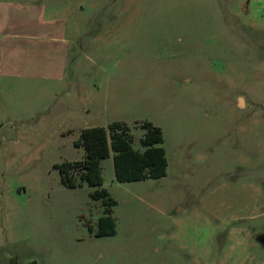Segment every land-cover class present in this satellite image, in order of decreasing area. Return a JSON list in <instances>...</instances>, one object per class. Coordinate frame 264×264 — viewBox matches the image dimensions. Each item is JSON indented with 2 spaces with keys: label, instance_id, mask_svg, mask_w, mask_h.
<instances>
[{
  "label": "rangeland",
  "instance_id": "obj_1",
  "mask_svg": "<svg viewBox=\"0 0 264 264\" xmlns=\"http://www.w3.org/2000/svg\"><path fill=\"white\" fill-rule=\"evenodd\" d=\"M18 1L20 67L0 73V264H264V0ZM94 93L106 109L81 100ZM106 117L139 150L142 123L159 126L168 168L120 182L103 159L116 232L98 236L103 200L56 165L83 159L84 123Z\"/></svg>",
  "mask_w": 264,
  "mask_h": 264
},
{
  "label": "trees",
  "instance_id": "obj_2",
  "mask_svg": "<svg viewBox=\"0 0 264 264\" xmlns=\"http://www.w3.org/2000/svg\"><path fill=\"white\" fill-rule=\"evenodd\" d=\"M142 126L144 134L141 137V150L133 147L134 136L129 125L124 122L114 121L107 127L84 128L75 143L84 148V158L56 165L66 187L87 184L93 188V199L103 200L105 215L99 219L98 236L116 232V220L112 212L117 202L103 186V159L113 153L115 176L120 182L159 179L167 173L168 159L162 147V129L148 121L143 122Z\"/></svg>",
  "mask_w": 264,
  "mask_h": 264
},
{
  "label": "crops",
  "instance_id": "obj_3",
  "mask_svg": "<svg viewBox=\"0 0 264 264\" xmlns=\"http://www.w3.org/2000/svg\"><path fill=\"white\" fill-rule=\"evenodd\" d=\"M15 5H20V1L18 0H0V73L2 75L6 74H11L14 72H17L19 70V62H20V58H18L17 56H15V54L13 53V51H15L14 49L11 50V45H13L9 39H11V37H15L14 32H10L13 31L16 28L20 27V17H19V12H18V8L16 7L15 9ZM29 13H31L28 10ZM33 24L27 23V25L29 28L30 27H34L36 26V23ZM6 26L9 27V31L7 33H5V28ZM80 29L76 28V32H79ZM79 36V33L76 35V37ZM51 38H57L59 41L66 43V44H70L71 42L73 43L74 41L72 39H67L65 37H53L51 36ZM5 39H7V43L3 42ZM69 55V53H68ZM68 63V56L66 55L64 60L62 61V68L65 69L66 65ZM67 95H74V92H67ZM78 95V94H77ZM82 96V95H81ZM89 97V98H88ZM94 99H102L105 103L104 107L106 109V104L109 102V97L107 96V94H105L104 98H102V96L100 95V97H97V94H89L87 95V97H82V101L87 100L88 102H90V104H92V102H94ZM89 104V105H90ZM107 122L105 123L106 125H100V124H96V123H90V122H86L84 123V128H88V127H95V126H103V127H107L110 123L114 122V121H121L118 119H111L110 117H106ZM114 161V160H113Z\"/></svg>",
  "mask_w": 264,
  "mask_h": 264
}]
</instances>
